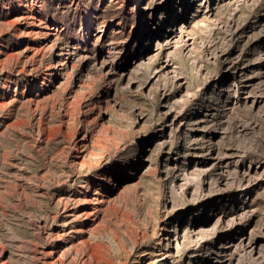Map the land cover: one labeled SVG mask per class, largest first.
<instances>
[{"label":"rangeland","instance_id":"obj_1","mask_svg":"<svg viewBox=\"0 0 264 264\" xmlns=\"http://www.w3.org/2000/svg\"><path fill=\"white\" fill-rule=\"evenodd\" d=\"M191 1L0 0L8 264H264V0Z\"/></svg>","mask_w":264,"mask_h":264},{"label":"bare ground","instance_id":"obj_2","mask_svg":"<svg viewBox=\"0 0 264 264\" xmlns=\"http://www.w3.org/2000/svg\"><path fill=\"white\" fill-rule=\"evenodd\" d=\"M196 1H198V4H197V7H200L203 3H205L206 4V2H207V0H192L191 2L192 3H194V2H196ZM190 2V3H191ZM174 18L172 19V17H170V15H167V20H166V24H164L163 26L164 27H162V29L160 30V32H158V34H157V36H158V38L156 39L157 41H159L161 38H164L163 40H166V39H168L169 37H171L172 36V34L174 33V31H176L177 32V29L175 28L173 31H172V29L169 27V24L171 23V22H174V21H180L181 20V17L179 16V17H177L174 21ZM56 29V25L55 26H53V27H50L49 28V30H55ZM179 29V28H178ZM51 34H53V33H51ZM154 37V34L152 33V32H146L145 33V44H144V48H143V50L141 51V54H144V53H146V52H148L150 49L152 50V48H151V43H150V40L152 39ZM173 37V36H172ZM167 41V40H166ZM172 41H174V40H172ZM165 42V41H164ZM170 43V42H169ZM173 43V42H172ZM259 92V91H258ZM237 95V94H236ZM257 95V94H256ZM260 95V96H259ZM259 95H258V97L256 98V97H253L252 98V100H251V103L253 104V105H255V104H258V106L259 107H261V106H263L264 105V94H260L259 93ZM245 99L247 100V99H249L248 98V95L245 97ZM222 174V173H221ZM241 174V173H240ZM249 178V177H248ZM242 179L244 180V181H246V176H245V173L243 174V176H242ZM256 179V178H255ZM252 181H253V179H252ZM255 181V180H254ZM217 184V183H216ZM242 184V183H241ZM246 185V184H245ZM252 185V184H251ZM242 188V187H241ZM216 210V208L215 209H209V210H207V212H206V216L208 215V214H210V215H212L213 213H214V211ZM209 219H210V216H208L207 218L205 217L204 218V220L202 221V223L201 224H199V230L200 231H202V230H208V228L207 227H205L206 226V224H207V222L209 221ZM214 227V226H213ZM212 227V228H213ZM197 228V229H198ZM212 228H211V230H212ZM215 228V227H214ZM187 230V229H186ZM198 230V231H199ZM214 230V229H213ZM165 231V230H164ZM243 233V232H242ZM194 234V233H193ZM170 233L168 232V230L166 231V236H167V238L169 239L170 238ZM235 236V235H234ZM248 237V236H247ZM229 245H232V247L233 248H240V250H242V252H244V253H249V252H252L253 251V249L255 248V241H253V240H246L245 241V238L243 237V235L242 234H239L238 235V237L237 236H235V240H234V242H232L231 244H229ZM223 250H221V251H225L226 249H228L229 247H228V245H224L223 246ZM1 250V249H0ZM227 251V250H226ZM1 252V251H0ZM253 253V252H252ZM0 264H8V262L6 261V259L4 260L3 258H2V253H0Z\"/></svg>","mask_w":264,"mask_h":264}]
</instances>
